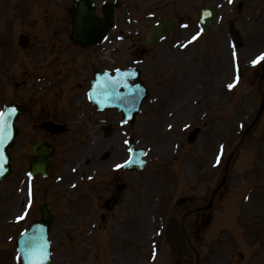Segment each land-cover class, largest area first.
<instances>
[{
    "label": "rangeland",
    "instance_id": "rangeland-1",
    "mask_svg": "<svg viewBox=\"0 0 264 264\" xmlns=\"http://www.w3.org/2000/svg\"><path fill=\"white\" fill-rule=\"evenodd\" d=\"M9 1L15 5L25 0H4ZM117 1L122 5L117 13V30L100 47L83 50L68 44L70 24L69 35L64 38L69 45L66 52L69 57L64 56V60L70 59V62L67 66H58L57 70L54 62L51 64L52 47L48 43L43 46L40 39L37 46H30L22 54L17 41L11 45L12 50L5 48L13 29L18 27L15 23H19V18H15V23L10 18L9 37L1 33L0 26V66H3L0 67V110L12 101L33 105V110L37 108V111L42 107L39 115L29 112L19 120L21 133L12 151L14 172L0 184V264H19L15 240L32 221L40 218V207L44 203L56 212L51 229L52 264H118L119 258H106L104 253L101 254L102 261L108 262L101 263L95 242L90 241V234H96L91 232V213L85 214L80 208V191L83 181L86 185L93 182L95 178H90L95 177L96 167L99 168L100 164H104L101 167H106L109 172L113 164L128 158L129 149L125 141L130 138L138 140V145L149 151V166L135 178H126L134 185V191H140L141 198L146 199H151L154 194L147 186H153V183L161 186L164 184L161 182L164 171L175 175L178 168L185 178L182 181V184L186 182L184 190L190 187L200 190L207 186V182L210 187L213 179V189H208L207 200L206 194L199 193V201L208 202L232 158L228 188L222 190L212 212L213 216H221L222 225L227 223L228 227L211 246L203 245L200 264H264V114L253 124L263 101L264 80L261 61L255 66L250 63L264 53V0H233L232 3L228 0H96L98 15L102 16L101 9L106 3ZM36 3L39 20L43 21L39 28L52 33L53 27L46 25L45 21L52 24L49 19H53L61 23L58 29L63 32L62 12L72 5L73 0H36ZM44 5L51 13L48 17L44 13ZM211 6L218 12L214 30L207 36L200 34L190 43L192 36L201 33L197 23L199 8ZM0 11L2 23L6 15L1 8ZM172 15L178 19L177 31L167 40L147 46L144 39L147 30ZM59 16H62L61 20ZM30 19L22 20L26 26H31ZM230 20L237 23L245 37V45L241 49L233 47L228 32ZM61 41L60 33L58 42ZM233 50L236 58L231 56ZM8 57H14L12 64H8ZM124 67L141 69L150 92L133 125L123 124L115 112L93 113L84 97L93 78V70L113 72ZM238 67L245 72L241 81L236 78ZM70 74L73 77L67 79ZM55 78L67 80L68 88L64 89L73 91L70 93L74 100L72 110L69 109V116L63 118L69 121L73 133L57 142L58 156L51 175L33 180L28 174L32 146L44 138L34 124L35 120L48 118L45 112L50 104L47 100L57 90L50 92L52 89L47 86L53 84ZM229 83L234 84L231 90L226 87ZM55 88L58 89L57 86ZM55 104L50 105L53 109L51 115L62 119L61 110ZM89 118L97 123L101 120L103 126H112L114 135L105 139L103 134L101 139L90 143V130L97 124L94 125ZM250 126V132L245 134ZM198 127L202 128V133L190 146L187 136ZM92 145L97 150L96 157H91ZM102 151H113V158L99 162ZM218 154L220 161L217 164ZM172 184L161 188L168 195L165 204L174 202L177 185ZM156 198L153 200L157 202ZM21 216L24 218L18 219ZM136 221L138 223L128 232L135 233L138 227L146 229L143 217ZM218 223L223 227L220 221ZM217 231L213 235L219 234ZM234 235L243 237L245 248L243 245L242 248L235 247ZM238 252H243L245 258L239 257ZM187 255L179 260L166 251L159 264H192L191 253Z\"/></svg>",
    "mask_w": 264,
    "mask_h": 264
},
{
    "label": "flooded vegetation",
    "instance_id": "flooded-vegetation-1",
    "mask_svg": "<svg viewBox=\"0 0 264 264\" xmlns=\"http://www.w3.org/2000/svg\"><path fill=\"white\" fill-rule=\"evenodd\" d=\"M19 26L18 28L21 32L19 35L27 36L29 41L36 34L37 25L32 21L31 26H26L21 17ZM63 28L62 39L64 43V38L68 36L69 29L67 20H63ZM58 34L59 32H57L56 36ZM61 46L59 44V47ZM57 48L55 47L54 50H57ZM57 55L59 56L60 53H57ZM68 64L66 62L65 66ZM91 154L95 157L98 155L96 149H92ZM99 157L101 159V153ZM100 165L103 166L102 164ZM101 166L99 168L96 167V179L83 190L86 200L90 197L91 204L95 205V207L91 206V232L95 231L96 234H90V241L95 242L94 245L99 252L101 263L108 262L107 260L102 261V253L105 254L106 258H119L118 264H133L135 253H158L160 250L162 254L165 253L167 245L166 220L168 216L174 215L180 220L187 238L188 248L185 252L195 253L197 264H199V235L203 231H206L208 227L211 220L210 211L212 208L208 211H199L206 204L205 202L200 204L197 192L191 189L182 191L177 187V193L174 198L175 206L171 203L165 204L163 207L160 201L155 202L153 200L156 196L152 199L144 198L143 200L141 192H135L133 186L120 181L123 175L114 174L112 171L104 173L105 170ZM135 195H138L136 199ZM152 210L154 212L150 213ZM139 213L153 214L154 217L158 216L159 222L155 224L152 230L147 228L141 230L142 227H138L135 229V233L128 232L137 224L134 222V219L139 217ZM188 219L189 221H187ZM146 230L149 233L148 235H146ZM181 257H179V260ZM176 264L180 263L176 262Z\"/></svg>",
    "mask_w": 264,
    "mask_h": 264
},
{
    "label": "water",
    "instance_id": "water-1",
    "mask_svg": "<svg viewBox=\"0 0 264 264\" xmlns=\"http://www.w3.org/2000/svg\"><path fill=\"white\" fill-rule=\"evenodd\" d=\"M116 6L109 4L104 8L105 21L102 22L101 19L97 18L95 15L96 6L94 0H74V5L70 9V15L73 23L72 40L75 44L81 45L82 47H89L91 45L102 44L108 37L109 33L114 28V12ZM215 17V10L213 8L201 9L200 10V23L204 28V32L207 34L210 32L213 26V20ZM230 33L236 42L237 46L243 45V38L235 27L233 21L230 22ZM174 30V25L171 22L163 25L162 27L152 28L147 35V39L150 43H154L157 40L163 39L172 33ZM119 76L123 78L129 87L127 89L120 88L119 94L123 97L112 95L109 96L107 93H101L99 86L105 84L108 77L116 78ZM96 81L94 82V87L90 92V97L93 102L100 110L105 109H116L118 113L123 114V118L126 122L133 123L136 116L140 112L141 106L145 99L148 98L147 89L144 87L143 82L140 81V71L132 70L129 72H116L114 76L110 74H97L95 76ZM133 80H139L137 84H132ZM14 108L15 115L11 118V139L7 143L4 149L5 159L0 161L3 167L0 168V182L6 179L13 172L11 165V155L9 154V149L13 148L19 134V130L16 127L17 120L26 112V108L20 104L13 103L7 105L5 109ZM4 109V110H5ZM48 129L53 134H58L63 131L62 128L54 125H49ZM38 162L31 164L32 175L36 176L41 173L42 175H47V169L50 166L48 158L54 153V149L45 144L37 146ZM42 152V155L40 154ZM143 151L136 153L134 151V157L132 163L130 162V167L133 169L141 168L146 162L143 160ZM40 166V167H39ZM39 170V171H38ZM54 220L53 211L47 205L42 207V219L38 222H34L27 231H25L19 240V251H27L24 246V241L34 234L41 237V240H46L48 258L43 262V264L50 263V243H49V232L51 225ZM39 226V227H37ZM175 224H172V228L169 231V238L171 243L175 246ZM21 264H28L27 257H22Z\"/></svg>",
    "mask_w": 264,
    "mask_h": 264
},
{
    "label": "snow or ice",
    "instance_id": "snow-or-ice-1",
    "mask_svg": "<svg viewBox=\"0 0 264 264\" xmlns=\"http://www.w3.org/2000/svg\"><path fill=\"white\" fill-rule=\"evenodd\" d=\"M232 2L233 0H228V3ZM183 27H187V25H183ZM200 34V32H197L196 35L192 36L191 41L189 42L191 43L192 41H195ZM236 55V52L233 50L231 52L232 58H236ZM261 60H264V53H261L260 56L252 60L250 63L255 66ZM119 71V69L116 70L117 73H119ZM128 87L129 85L127 84V82L119 76H117L116 78L108 77L105 84L99 86L101 93H107L109 96L115 95L120 99H123V97L120 96L118 90L120 88L127 89ZM226 87L231 90L234 87V84L229 83L226 85ZM15 111L16 110L14 108L0 110V161H3L5 159L4 149L11 139V118L15 115ZM125 143L127 144L128 142L125 141ZM131 151L132 150L129 149V152ZM222 152L223 145L220 146V154H222ZM220 154H218L216 157L217 163H219L220 161ZM123 166L124 165L116 164L115 168L120 169ZM2 167L3 164L0 163V168ZM245 199H247V197H245ZM23 218V216L18 217V219ZM22 235L24 234L22 233ZM47 243L48 242L46 240H41L40 236L34 234L32 237H29L27 240L24 241V246L27 251L17 252L16 259L19 261L22 259V257H27L28 264H43V262L48 258Z\"/></svg>",
    "mask_w": 264,
    "mask_h": 264
}]
</instances>
